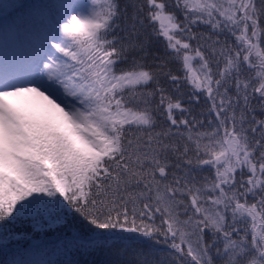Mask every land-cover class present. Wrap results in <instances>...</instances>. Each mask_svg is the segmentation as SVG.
<instances>
[{
	"label": "snow or ice",
	"instance_id": "snow-or-ice-1",
	"mask_svg": "<svg viewBox=\"0 0 264 264\" xmlns=\"http://www.w3.org/2000/svg\"><path fill=\"white\" fill-rule=\"evenodd\" d=\"M0 264H264V0H0Z\"/></svg>",
	"mask_w": 264,
	"mask_h": 264
}]
</instances>
